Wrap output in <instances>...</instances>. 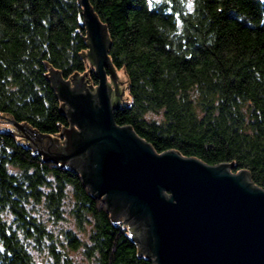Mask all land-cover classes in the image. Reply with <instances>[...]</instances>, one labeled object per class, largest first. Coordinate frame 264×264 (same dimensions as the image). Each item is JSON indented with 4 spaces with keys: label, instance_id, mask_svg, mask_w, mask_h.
I'll use <instances>...</instances> for the list:
<instances>
[{
    "label": "trees",
    "instance_id": "1",
    "mask_svg": "<svg viewBox=\"0 0 264 264\" xmlns=\"http://www.w3.org/2000/svg\"><path fill=\"white\" fill-rule=\"evenodd\" d=\"M89 2L127 78L125 100L112 92L117 125L158 153L248 171L264 189V0ZM94 69L80 0H0L2 119L60 140L71 122L51 72L97 81ZM67 217L75 229L50 230ZM130 232L78 171L0 129V264H40L45 252L79 264L78 251L89 264H154Z\"/></svg>",
    "mask_w": 264,
    "mask_h": 264
},
{
    "label": "water",
    "instance_id": "2",
    "mask_svg": "<svg viewBox=\"0 0 264 264\" xmlns=\"http://www.w3.org/2000/svg\"><path fill=\"white\" fill-rule=\"evenodd\" d=\"M80 3L99 84L75 83L88 73L64 82L51 72L68 105L71 128L59 135L65 140L9 118L0 117V129H16L44 159L78 171L154 264H264V189L248 171L234 173L230 164L212 166L177 151L158 153L130 126L117 125L112 92L125 100L127 78L111 63L106 26L89 0Z\"/></svg>",
    "mask_w": 264,
    "mask_h": 264
},
{
    "label": "rangeland",
    "instance_id": "3",
    "mask_svg": "<svg viewBox=\"0 0 264 264\" xmlns=\"http://www.w3.org/2000/svg\"><path fill=\"white\" fill-rule=\"evenodd\" d=\"M110 80V78H109ZM62 137V138H61ZM61 137H56V138H60L61 141L65 140V135H62ZM68 220L65 222H59L60 224L58 226L53 225L52 223H50L49 227L51 231H55L57 234H59L58 232L61 231L62 229H75L74 227V222L70 217H67ZM127 228L129 229V225H127ZM82 237V235H81ZM36 258L38 259L40 264H54V260L53 258L49 257V254L47 252H45L43 255L36 253ZM72 258L74 259L75 262L79 263V264H89L88 260L86 259V257L83 256L81 251L75 252L73 254H71Z\"/></svg>",
    "mask_w": 264,
    "mask_h": 264
},
{
    "label": "flooded vegetation",
    "instance_id": "4",
    "mask_svg": "<svg viewBox=\"0 0 264 264\" xmlns=\"http://www.w3.org/2000/svg\"><path fill=\"white\" fill-rule=\"evenodd\" d=\"M108 77H109V75H108ZM96 78H97V75H96ZM109 78H110V77H109ZM96 80H97V81L93 80L92 78L88 79V78L86 77V80H85V81H81V80L79 79V80H76L75 83H76V82L81 83V84L87 83V86H94V88H96V87L98 86V84H99L98 79H96ZM90 81L92 82V84L89 83ZM96 82H98L97 85H95ZM48 147H50V148H57V149H60V148H59V145H56V143H50V142H49Z\"/></svg>",
    "mask_w": 264,
    "mask_h": 264
}]
</instances>
